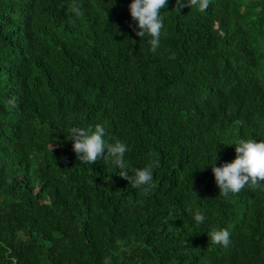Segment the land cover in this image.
Here are the masks:
<instances>
[{
	"label": "trees",
	"instance_id": "1",
	"mask_svg": "<svg viewBox=\"0 0 264 264\" xmlns=\"http://www.w3.org/2000/svg\"><path fill=\"white\" fill-rule=\"evenodd\" d=\"M70 2L0 0V264H264V185L221 196L210 165L264 140V0H167L155 53L131 0ZM96 124L154 189L77 160L69 128Z\"/></svg>",
	"mask_w": 264,
	"mask_h": 264
},
{
	"label": "clouds",
	"instance_id": "2",
	"mask_svg": "<svg viewBox=\"0 0 264 264\" xmlns=\"http://www.w3.org/2000/svg\"><path fill=\"white\" fill-rule=\"evenodd\" d=\"M209 4L210 0H175L173 10L179 13L181 8L188 7L204 12ZM166 6L167 0H131L128 5L130 17L135 25L133 28L135 35L139 38L150 37L148 43L153 53L159 48L161 35H166L164 19L161 16V10ZM67 9L77 18L83 15L78 0H71ZM174 55L172 53L171 58H174ZM68 132L69 140L72 141L71 150L80 163L91 165L102 158L117 166L118 175L128 181L131 188L139 189L144 194L154 189L153 172L159 167L158 161H149L142 168H131L124 159L125 153L129 150L127 144L119 140L113 143L106 142L104 139L106 131L102 124H96L94 128L89 126L87 129L71 127ZM234 145L236 153L234 160L217 167L215 161L218 156L215 152L213 162L210 164L219 195L224 197H228L230 193L237 195L245 187L256 189L264 185V140L257 142L254 139H239ZM187 211L192 212L193 209L189 207ZM193 219L197 224H201L205 220V215L202 211L196 210ZM230 235L227 228L212 229L208 233V240L213 245L227 248L231 244ZM102 264H112L111 257L105 256Z\"/></svg>",
	"mask_w": 264,
	"mask_h": 264
}]
</instances>
